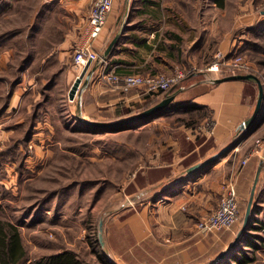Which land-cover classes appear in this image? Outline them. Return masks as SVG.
Instances as JSON below:
<instances>
[{
    "label": "crops",
    "instance_id": "crops-1",
    "mask_svg": "<svg viewBox=\"0 0 264 264\" xmlns=\"http://www.w3.org/2000/svg\"><path fill=\"white\" fill-rule=\"evenodd\" d=\"M44 1L50 3L51 9L66 12L63 17H69L73 22L64 39L58 45L54 43L51 47L53 49L43 55V65L48 69L51 67L52 75L67 70V81L74 84L84 67L75 64L72 58L65 62L64 56H61L62 63L59 66V53L65 54L59 52V49H66L64 45L71 42L74 28H85L88 25L89 11L94 0ZM125 1L115 0L102 33L93 40V46L103 52L116 33L123 29L118 43L95 70L83 94L84 116L100 120L109 118L111 113L123 116L129 110L135 111L149 99L141 88L124 92L112 86L106 82L103 75L105 72L115 71L121 75L171 73L179 67H195L197 69L181 83L182 91L175 100L184 101L186 96L190 102L209 109V116L215 120L216 127L213 136L189 134L191 138L186 136L187 140L170 137L180 155L178 163L185 166L184 182L161 181L150 184L159 193L156 192L152 200L136 213L113 221L108 233V259L101 261V264H239L238 259L243 253L249 255L251 251L261 250L259 245L262 244H258L251 235H256L255 230L262 227L258 222L263 209L259 213L257 209L264 205V189L253 206L251 223L258 225V228L248 229V238L241 237L235 248L232 246L239 232L237 227L217 232H199L195 225L217 208L220 186L229 176L234 177L239 196H244L248 190L251 192L262 162L264 170V145L259 149L252 148L248 162L242 163L244 154L248 152L245 145L254 142L259 132H264V107L256 128L251 132H240V124L255 108L257 84L240 79L213 82V77L202 69L218 51L232 56L240 53L246 45L247 50L240 54L251 63L253 72L257 70L261 74L264 83V49H259L257 45L259 40L264 41V0H226L224 6H219L215 0H132L127 16ZM253 47L259 50V56H252ZM52 57L58 60L57 65L48 62ZM29 69V66L25 68V74H29ZM52 85L54 89L57 82ZM37 86L38 83H34L30 88L35 89ZM71 93L72 89L69 97L74 101L76 97L71 96ZM19 100L21 94L16 91L9 109H13L14 116L29 114L32 110L35 123L29 135L30 142L51 138L55 127L45 114L42 115L44 112H39V108L34 109L31 103L24 105ZM19 117L13 123L17 127L23 124L28 127L24 115ZM165 117L167 115L153 118L151 123H160ZM5 122L8 121H0L1 126ZM8 131L10 135L14 130L8 128ZM241 139L244 141L238 149H231L200 171L192 174L188 172L192 165ZM34 146L35 153H39L40 145ZM28 151L30 154L27 161L31 162L32 150ZM232 156L235 158L231 159ZM260 182H264V171ZM254 216L257 217L256 221ZM252 243L258 248H253ZM225 253L226 257L219 261ZM258 262H264V259H256L248 264Z\"/></svg>",
    "mask_w": 264,
    "mask_h": 264
},
{
    "label": "rangeland",
    "instance_id": "rangeland-1",
    "mask_svg": "<svg viewBox=\"0 0 264 264\" xmlns=\"http://www.w3.org/2000/svg\"><path fill=\"white\" fill-rule=\"evenodd\" d=\"M64 15L66 12L51 9L50 3L44 0H0V121H8L2 126L0 124V218L17 224L22 231L28 249V256L22 264H39L45 256L65 250L73 251L86 264H101L108 259V233L113 221L136 213L151 201L159 192L150 184L184 182L185 166L178 163L180 155L170 137L186 139L187 136L189 139L197 127L211 118L201 119L199 111L175 108L171 113L160 115L167 117L154 125L151 122L158 116L109 129L79 121L76 114L80 97L75 96L74 101L69 97L74 84L67 81V70L52 75L51 67L48 69L43 65V55L53 49L54 43L58 45L72 28L73 21ZM85 28H74L71 42L64 45L66 49H59V52H65L63 55L59 53V66L61 56L65 57V62L68 58L74 62V54L85 40ZM257 45L264 49L263 40H259ZM97 51L101 56L104 53ZM259 53L255 47L252 48V56H259ZM48 62L57 65L58 60L52 57ZM27 66L29 74L24 71ZM254 73L261 78L257 70ZM55 82L57 85L52 89L51 83ZM34 83L38 86L30 88ZM181 83L171 92L180 89ZM16 91L21 94L20 102L24 105L31 103L36 110L39 108V112H44L42 115L45 114L54 124L51 138L36 139L35 143L27 140L34 117L32 110L29 114L21 113L28 122V127H24L18 136L21 138H11L17 134V126L13 122L21 116H14L13 109H9ZM257 94L258 90L254 93L255 103ZM185 97L184 101L189 102L190 99ZM41 102L45 104L42 106ZM131 114L119 116L111 113L109 118L102 120H116ZM8 128L14 130L10 135ZM187 131H190L188 135ZM195 134L207 135L204 131ZM12 144L20 149L14 150ZM34 144L41 147L37 154ZM261 145H264V132H259L254 142L245 145L248 152L243 160L250 156L252 148L259 149ZM8 148L12 153L2 155L1 152ZM28 149L32 150L31 162L27 161ZM229 177L220 186L218 204L228 183L233 181L237 188L234 177ZM263 189L264 182H259L255 199H259ZM250 194L248 190L244 196H238L241 217L233 227L239 230ZM261 209L263 213L258 224L262 227L254 229L257 233L251 235L258 244H262L259 245L261 250H250L247 255L256 256L257 260L264 259V205L258 207V213ZM253 218L256 221L257 217Z\"/></svg>",
    "mask_w": 264,
    "mask_h": 264
},
{
    "label": "built area",
    "instance_id": "built-area-1",
    "mask_svg": "<svg viewBox=\"0 0 264 264\" xmlns=\"http://www.w3.org/2000/svg\"><path fill=\"white\" fill-rule=\"evenodd\" d=\"M114 5L115 0H95L89 11V21L84 33L85 40L79 45L74 54L75 64L85 67L88 61L95 62L101 58V54L93 46V40L102 33ZM195 69L197 68L179 67L171 73L126 75L109 71L103 75L106 82L124 92H128L133 88H141L146 95L154 96L164 91L169 92L190 76ZM202 70L213 77V80L229 74L252 72L253 66L243 54L235 53L232 56H227L224 52L218 51L211 63ZM215 127V120L210 118L209 122L197 127L192 135L204 131L208 136H213ZM243 141L244 139H241L234 148L238 149ZM247 162L248 158H245L242 163L246 164ZM238 196L236 185L231 181L228 183L217 208L197 223V230L199 232H217L232 228L239 222L241 217Z\"/></svg>",
    "mask_w": 264,
    "mask_h": 264
},
{
    "label": "water",
    "instance_id": "water-1",
    "mask_svg": "<svg viewBox=\"0 0 264 264\" xmlns=\"http://www.w3.org/2000/svg\"><path fill=\"white\" fill-rule=\"evenodd\" d=\"M132 0H126V10H125V15L127 16L129 13V8ZM123 29L121 28L116 35L113 37V39L110 41L109 45L107 46L106 50L102 54L101 58L97 60L96 62L88 61V63L85 65L82 73L80 74L79 79L74 83V86L72 88V93L71 96L75 97L77 94L80 97L78 108H77V114L76 117L79 121L95 126L98 128H103V129H109V128H114V127H123V126H128L131 124H135L138 122H142L143 120H146L147 118H150L151 116L161 112L164 110L166 107H168L178 96V94L182 91V89H178L174 92H171L172 89L157 103L152 105L151 107H148L146 109H143L139 112L133 113L131 115H128L126 117L116 119V120H99V119H93L84 116L82 112V103H83V94L89 87L93 74L95 70L99 67L101 62H103L108 55L110 54L111 50L113 47L118 43L121 34H122ZM231 79H240V80H246V81H251L257 84L258 86V94H257V100L255 104V108L253 112L250 114L249 117H247L239 126V131H249L251 132L254 130L258 124V119L260 117L261 112L263 111L264 107V83L263 80L254 72H245V73H235V74H229L226 76H222L219 78H214L212 81L213 82H222L225 80H231ZM82 84L80 85V82ZM80 86V87H79ZM79 87V89H78ZM78 90V91H77ZM237 142L230 144L229 146H226L222 148L220 151L214 153L213 155L207 157L203 161L192 165L191 167L188 168L189 173H195L197 171H200L204 169L205 167L209 166L210 164L214 163L216 160L224 156L226 153H228L231 149H233L236 146ZM263 170V162L260 164L255 180L252 186L251 194H250V199L248 202L246 214L244 217L243 225L241 229L238 232V235L236 237V240L232 246V248H235L237 246V243L241 236L248 230L252 215H253V206H254V201H255V195H256V190L258 187V184L261 179V174ZM103 222L101 221V229H102ZM102 243H103V234L101 232L100 234ZM227 253L223 254L220 257L219 261H222L226 257Z\"/></svg>",
    "mask_w": 264,
    "mask_h": 264
},
{
    "label": "trees",
    "instance_id": "trees-1",
    "mask_svg": "<svg viewBox=\"0 0 264 264\" xmlns=\"http://www.w3.org/2000/svg\"><path fill=\"white\" fill-rule=\"evenodd\" d=\"M225 1L226 0H215V2L219 5V6H224L225 5ZM247 50V46L245 45V47L242 48V50H240V53H243ZM168 92L164 91L161 92L159 94H156L154 96L151 95H146V97H148L150 100L147 101L146 103L139 105L135 111H139L141 109H145L146 107L155 104L159 101V98L166 95ZM176 108V110L180 109H184L186 111H199L198 113H200L201 115V119L206 118L207 116L210 115V111L209 109L205 108L204 106H201L199 104L196 103H192V102H186V101H181V102H177L176 100H174L168 107H166L164 110H162L161 112L151 116L150 118H147L146 120L148 121L149 119L156 117V116H160V115H164L166 112L170 111L173 112L174 109ZM132 112H134L133 110H129L127 112V114H131ZM143 120V121H146ZM35 123V120L33 119V121L30 123V127L28 129V135H27V140L29 139V135L30 132L33 131V125ZM140 123V122H138ZM24 127H26L25 124L20 125L16 128L15 132H17V134H15V136H12L11 138L13 140L17 139V138H21L18 137L21 133V131L24 130ZM124 127V126H123ZM27 128V127H26ZM98 128V127H96ZM103 129V128H101ZM12 148L15 149H20V147L14 146V144H12ZM12 153L11 148H8L7 150H5L4 152L2 151L1 154L2 155H10ZM7 157V156H6ZM258 228V225L251 223L248 229H255ZM247 231L241 236V237H247L246 235ZM248 241V240H247ZM252 242V240L250 241ZM254 242V241H253ZM255 243V242H254ZM254 243H252L253 245H251L253 248H258L257 245H255ZM28 256V249L24 243L23 240V236H22V231L19 228V226L9 220L6 219H2L0 218V264H22L25 259ZM257 258L256 256H247L246 253H243L242 257H240L238 260L239 264H248L251 263L253 261H255ZM39 264H86L84 261H82L80 258L77 257V255L70 250H65L59 253H54L48 256H45Z\"/></svg>",
    "mask_w": 264,
    "mask_h": 264
}]
</instances>
